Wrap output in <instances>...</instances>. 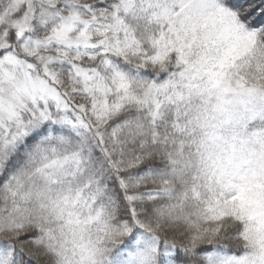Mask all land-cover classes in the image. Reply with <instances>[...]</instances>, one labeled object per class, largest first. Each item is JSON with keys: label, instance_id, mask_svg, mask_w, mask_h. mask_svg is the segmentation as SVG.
<instances>
[{"label": "snow or ice", "instance_id": "snow-or-ice-1", "mask_svg": "<svg viewBox=\"0 0 264 264\" xmlns=\"http://www.w3.org/2000/svg\"><path fill=\"white\" fill-rule=\"evenodd\" d=\"M0 264H264V0H0Z\"/></svg>", "mask_w": 264, "mask_h": 264}]
</instances>
